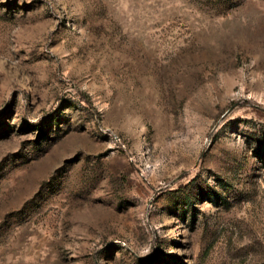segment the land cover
<instances>
[{
	"label": "rangeland",
	"instance_id": "obj_1",
	"mask_svg": "<svg viewBox=\"0 0 264 264\" xmlns=\"http://www.w3.org/2000/svg\"><path fill=\"white\" fill-rule=\"evenodd\" d=\"M0 264H264V0H0Z\"/></svg>",
	"mask_w": 264,
	"mask_h": 264
},
{
	"label": "trees",
	"instance_id": "obj_2",
	"mask_svg": "<svg viewBox=\"0 0 264 264\" xmlns=\"http://www.w3.org/2000/svg\"><path fill=\"white\" fill-rule=\"evenodd\" d=\"M34 125V124H33Z\"/></svg>",
	"mask_w": 264,
	"mask_h": 264
}]
</instances>
